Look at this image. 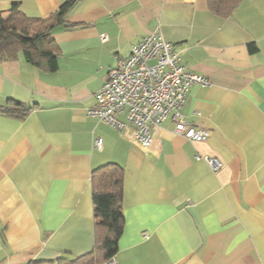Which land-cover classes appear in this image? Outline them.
<instances>
[{"label":"crops","instance_id":"crops-1","mask_svg":"<svg viewBox=\"0 0 264 264\" xmlns=\"http://www.w3.org/2000/svg\"><path fill=\"white\" fill-rule=\"evenodd\" d=\"M68 1L0 0V13L16 4L43 19ZM65 21L51 33L55 72L21 54L0 64V107L29 109L0 113V264L93 251L91 177L109 163L124 174L117 264H264V0H242L225 18L209 0H80ZM152 33L208 81L180 109L210 132L205 142L166 120L145 149L87 115L109 72Z\"/></svg>","mask_w":264,"mask_h":264},{"label":"built area","instance_id":"built-area-1","mask_svg":"<svg viewBox=\"0 0 264 264\" xmlns=\"http://www.w3.org/2000/svg\"><path fill=\"white\" fill-rule=\"evenodd\" d=\"M194 85L205 87L208 81L184 67L175 45L152 33L134 45L129 57L120 59L109 72L87 115L145 149L151 147L154 131L166 120L174 123L175 134L191 142H205L210 132L194 128L180 113ZM94 148H102L100 138L95 139ZM204 159L215 173L221 169L219 159ZM107 264L117 263L112 258Z\"/></svg>","mask_w":264,"mask_h":264},{"label":"trees","instance_id":"trees-1","mask_svg":"<svg viewBox=\"0 0 264 264\" xmlns=\"http://www.w3.org/2000/svg\"><path fill=\"white\" fill-rule=\"evenodd\" d=\"M70 0L47 18H27L13 4L10 10L0 13V64L23 58L46 72H55L58 67L52 31L58 27H71L66 15L75 3ZM242 0H209L210 11L220 17H228ZM251 51L256 47L251 46ZM29 112L20 103L1 108L0 113L23 119ZM123 170L109 163L92 173V202L95 218L96 241L94 250L74 259L53 262L33 261L28 264H97L108 262L118 250V241L123 232L122 212Z\"/></svg>","mask_w":264,"mask_h":264}]
</instances>
